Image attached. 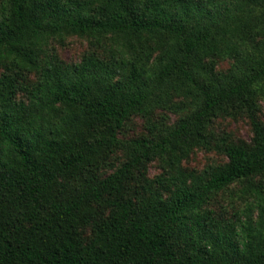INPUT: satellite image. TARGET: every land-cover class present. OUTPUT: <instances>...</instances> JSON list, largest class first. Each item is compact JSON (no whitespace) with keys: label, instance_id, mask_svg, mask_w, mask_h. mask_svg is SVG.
Instances as JSON below:
<instances>
[{"label":"trees","instance_id":"obj_1","mask_svg":"<svg viewBox=\"0 0 264 264\" xmlns=\"http://www.w3.org/2000/svg\"><path fill=\"white\" fill-rule=\"evenodd\" d=\"M68 36L107 37V59L47 54ZM212 58L232 64L217 73ZM0 67L37 73L22 100L0 77V264H264V0H0ZM184 106L150 137H120L132 116ZM233 107L252 145L226 146L224 165L178 176L167 197L129 187L136 167L188 156ZM115 151L126 160L101 175ZM236 181L243 219L220 223L202 208Z\"/></svg>","mask_w":264,"mask_h":264},{"label":"rangeland","instance_id":"obj_2","mask_svg":"<svg viewBox=\"0 0 264 264\" xmlns=\"http://www.w3.org/2000/svg\"><path fill=\"white\" fill-rule=\"evenodd\" d=\"M110 44L109 39L103 38L102 43L94 44L87 37L68 36L63 41L52 40L47 48V54L54 56L58 61L66 64L81 62L88 54H93L100 59L106 60L108 53L106 47ZM215 71L226 73L232 64L228 58H212ZM4 74L11 76L16 85V100L25 99L23 88L36 82V72L5 71L0 67V77ZM180 102V100H174ZM257 118L264 127V96L258 99ZM184 106L180 113H173L167 109H156L149 118L132 116L126 127L120 132V137L125 139L146 138L151 136L150 125L172 126L182 116L188 113ZM252 128L250 121L240 110L233 107L228 113L212 119L205 130V142L192 149L188 156L176 161L173 155H164L149 160L134 170V179L129 182V187L141 193L142 187L149 182L153 189L159 190L164 197L169 195V190L174 188L172 182L177 184L180 175L203 176L204 171L224 165L227 158L223 149L230 144L252 145ZM126 160L125 155L115 151L109 160V167L100 174L106 175L115 170ZM257 182V180H254ZM246 182H233L226 189L211 196L203 206V210H209L213 219L220 223L236 222L243 219L242 209L248 198L242 195L241 190ZM108 210L103 211V216ZM94 235L92 225L83 226L80 229V237L83 243H88Z\"/></svg>","mask_w":264,"mask_h":264}]
</instances>
